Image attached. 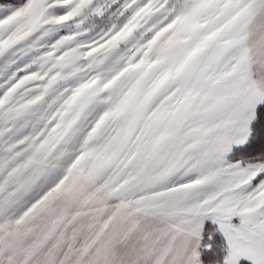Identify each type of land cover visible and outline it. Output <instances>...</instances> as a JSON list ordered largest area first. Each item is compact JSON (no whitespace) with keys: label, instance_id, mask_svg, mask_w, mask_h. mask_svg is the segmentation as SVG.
Masks as SVG:
<instances>
[{"label":"snow or ice","instance_id":"1","mask_svg":"<svg viewBox=\"0 0 264 264\" xmlns=\"http://www.w3.org/2000/svg\"><path fill=\"white\" fill-rule=\"evenodd\" d=\"M0 264H264V0H0Z\"/></svg>","mask_w":264,"mask_h":264}]
</instances>
